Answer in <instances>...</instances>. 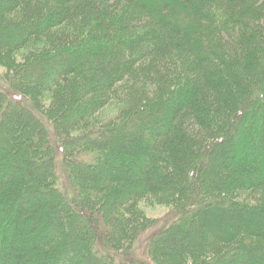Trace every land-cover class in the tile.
I'll return each mask as SVG.
<instances>
[{"label":"rangeland","instance_id":"1","mask_svg":"<svg viewBox=\"0 0 264 264\" xmlns=\"http://www.w3.org/2000/svg\"><path fill=\"white\" fill-rule=\"evenodd\" d=\"M254 1L262 9L256 11L252 7L251 10L242 5L243 0L237 1L238 24L228 20V11L234 10V7H228L227 10L214 8L210 19L205 18L204 24L199 26L198 19L190 15L191 7L187 6L189 17L180 18L179 26L189 34H193V31L203 33L206 50L214 43H221L230 53L245 32H250L247 38L252 41L253 54L263 67L260 69L262 79L264 0H251V4ZM2 2L0 0L1 189L2 179L9 178L6 189L0 195V214L2 218L8 216L11 228L0 224V235L10 236L13 231V235L16 234L13 226L18 217L16 214L30 202L21 222L24 232L17 263L47 264L51 255L56 261L63 256L61 260L65 262V254L68 255L74 249L78 252L72 257L71 264H223L222 259L228 253L235 254V259L240 258L236 264H249L247 255L241 256L251 249L261 256V260L254 264H264V235L258 237L259 232L264 233V99H259L261 89L256 97L252 91L248 101L241 107L239 102L242 99L239 101L238 98V104L233 101L230 107L233 113L228 119L210 110L207 119L214 125L212 137L222 136L225 141L222 140L209 153L208 168L200 167L195 179H190V170L197 169V165L191 163L186 171L187 180L174 175V178L165 181L173 182V195L178 187L188 189L176 198L178 205L184 207L186 201L193 198L192 208L184 209L183 218L181 216L178 219L177 214L173 216L175 205L167 204L166 201H134L136 198H131L127 204H122L118 198L121 199L127 192L138 193L154 184V173L159 174L163 169L159 164V169H154L152 175L145 172V168L149 170L156 152L154 141L149 135L156 134L165 120L163 115L162 119L159 118L161 110L152 109V103L146 104V101L155 99V104H165L166 100L149 97L145 101L134 93L131 101L126 102V97L131 93L127 88L134 80L130 77L126 85L119 84L121 86L116 91V99L90 113V108L104 99V94L96 92L91 84L89 87L85 85L83 91L81 84L91 76H98L100 70L81 74V70H68L58 85H51L53 74L47 73L46 69L52 64L46 61L45 55L55 56L59 53V59L65 55L71 56L78 63L91 59L95 65L102 63L106 67L107 62L99 60L104 59L101 52L89 44L91 29L97 25L92 22V26L88 20L78 23V30L71 27L73 33L70 35L68 30L66 34L62 29H53L45 39L34 35L29 39L17 40L15 33L35 19L33 14L39 12V15L46 11L40 2L36 6L27 4L20 11L17 10L12 21H5ZM48 2L52 1L45 0L46 5ZM248 9V16L241 17L240 11ZM133 12L137 13L136 10ZM119 15H122L120 11ZM94 21L97 23L98 20ZM107 27L106 24L96 30L102 34ZM32 29L33 32L37 31V26ZM83 30L86 31L82 35L85 36V43L76 45ZM187 42L201 52L197 46L200 42ZM68 47L75 50L67 54L62 52ZM168 70L176 68L168 66ZM141 82L143 75L139 74L137 84ZM227 82L232 87L233 83L228 78ZM249 83L251 89L260 86L254 79ZM178 87L166 86L156 90V94H160L159 98L173 93L177 95L180 91ZM2 91L7 92V95L22 93L24 102L11 104L6 94V97L1 95ZM226 95L229 98V93H222L223 98ZM253 96L255 100H252ZM249 106L250 110L246 111L245 108ZM238 109L242 111L240 117H236ZM166 111L167 108H164L163 112ZM146 116L149 118L144 122ZM110 130L113 131L107 136ZM60 145L63 151H58ZM156 155L163 159L160 154ZM141 166L144 167L142 172L138 171ZM244 182L250 183L251 187H243ZM55 192L66 196L71 208L63 199L60 203ZM60 205L62 212H58ZM74 208L88 216L77 215L72 210ZM122 211L126 213L124 216ZM173 221L174 228L171 231L157 233ZM50 233L57 240L50 246V251L38 257L34 253L36 239L40 240ZM138 234L142 236L137 241ZM117 236L122 237V251H115L120 249L116 247L120 244L113 239ZM150 239L158 242H155L156 247L149 246ZM177 241H180V247L175 246ZM218 248L220 253H217ZM128 251L130 254H127ZM189 252L191 255L178 260V257ZM104 254L110 259H98Z\"/></svg>","mask_w":264,"mask_h":264},{"label":"trees","instance_id":"2","mask_svg":"<svg viewBox=\"0 0 264 264\" xmlns=\"http://www.w3.org/2000/svg\"><path fill=\"white\" fill-rule=\"evenodd\" d=\"M51 1L52 2L47 3V6L45 0H3L2 8L3 11H5L3 18L5 21H12L15 17V13L17 10L20 11L22 6L27 4L36 6L39 2L41 3V6L46 12L39 15V12L33 14L36 20L33 19L26 27L15 33L17 40L29 39L34 37V35L38 38L45 39L53 29H62V32H66V34L68 30V35H70L73 33L72 29H70L71 27L78 30L80 27L77 24L85 23L88 20L91 25L92 22L97 25L95 28L91 29L92 33L90 34L91 40L89 44L95 46L97 51L101 52L104 59L101 58L99 60L106 61V67L102 63H100V65H95L91 59H86L85 62L81 60V62L78 63V60L75 58H73V60L71 56L68 57L65 55L64 58L59 59V53L55 56H48V54L45 55V58L47 59L46 61L51 62L50 64H52L46 69L48 70L47 73L53 74V80L50 82L51 85H58L59 81L66 75V71L68 70H71L70 72L81 70L80 74L84 71L93 72L95 70H100L98 76L92 77L89 75L91 77L84 80L81 84V89L83 91L85 85L89 87L91 84V87L96 92L104 94V99L93 104L90 108V113L98 111V109L104 107L107 102L110 103L112 99H116V91L121 86L119 84L126 85L130 77L134 78V80H132L129 84V88H127L130 89L129 92L131 93L129 95L131 97L128 95L125 99L126 102L131 101L134 93L139 96V99H144L145 101L149 97H158V100H166L167 103L165 104H159L158 102L155 104V99L153 101H150V99L146 101V104L152 103V109H160L161 113L159 114V118L163 115L165 120H163V124L160 126L161 129L156 131V134L153 135L150 133L149 135L154 141V147L156 148L155 153L160 154L163 159L161 160V158L154 153L152 163L150 167H148L149 170L147 171L145 168V172L152 175L154 169H159V164L163 169L159 174L154 173L156 176L154 184L140 190L138 193L127 192L124 197L121 199L118 198V200L122 204H127L131 198H136L134 201H149L151 199L157 200L158 202L166 201L167 204L175 205L173 206L175 209H172L175 213L173 216H176L177 214L178 219H181V216L183 218V215H185L184 209L187 210L189 207L192 208L191 205H193V198L188 199L184 204V207L178 205L179 203H176V198L181 197L188 189H180L178 187L177 192L173 195L171 191L173 182L165 181H167L168 178H174L175 176L181 178L183 176L184 178L182 179L187 180L186 171L191 163L197 165V169L194 168L193 170H190V173H188L190 179H195L194 177L199 173L200 167L208 168L210 162L208 157L209 153L212 152L216 145L223 142L222 140L225 141V139H222V136H220V138L212 137L214 125L207 119L210 110L217 111L218 114L225 115L226 118H229L233 113L230 108L231 104L233 101L238 104V98L239 101L242 99L239 102L241 103L239 107H241L243 103L248 101V98L253 93L252 91L255 92L254 96L256 97V95L259 94L258 91L261 89L259 99H264V75L261 79L262 70L260 69H263V67L257 62V59L253 54L252 41L247 38L250 32H245L242 40L235 41L236 45L234 47L236 49L233 47L232 53L227 51L221 43H214L206 50L203 42V33H199L198 31H193V34L187 33L183 27L179 26V19H185V16L189 17L186 7L190 6V15L198 19L197 23L201 26L202 23L204 24L205 18L208 17L210 19V15L212 16L211 12L214 8L227 10L228 7H234V10L231 8L232 11H228V17L231 20L227 17L228 20L234 24V22L238 21V0ZM240 1L242 2V0ZM250 1L251 0H243L244 4L242 2V5L251 10L253 9L252 7H254L256 11L262 9L256 5L255 1L253 4H251L253 1ZM249 4L251 7H249ZM133 10H136L137 13L135 14ZM119 11L122 15H119ZM139 12L143 13V15H139ZM248 13L249 9L240 11V16L247 17ZM169 16L172 18L169 19ZM94 20H98L97 23H95ZM238 23L240 22L235 24ZM106 24L108 27L102 34L97 32V27H102ZM35 26H37V31L33 32L32 28ZM86 31H81L76 45L85 43V36L82 35H84ZM59 35L62 36L60 33ZM193 36H199V38L195 39ZM187 40L200 42V45L197 46H199L198 48L201 52L196 51L193 47L188 45ZM98 41L100 42L99 45L97 44ZM238 47H240L239 51ZM73 50H75L73 47H68L62 52L67 54L73 52ZM171 50H173V57L171 56ZM203 51L205 52L203 53ZM219 51H223V53ZM241 54L243 57L238 58ZM168 66H174L176 70H168ZM139 74L143 75V82L138 85ZM181 75L182 77L179 81ZM98 77L99 79L97 80L96 78ZM227 78L233 83L232 87H229ZM252 79L257 80L260 83V86L258 85L255 89H251L249 82ZM176 85L179 86L178 89L180 90L177 95L176 93H173V95H164L159 98L160 94H156V90L159 91L166 86H173V88H176ZM2 92L1 95L3 94L4 97L7 96L8 101L11 102V104H21V102H24L22 93L12 92L7 95V92ZM222 93H229L230 100L227 98V95L223 98ZM254 96L252 97V100L253 98L255 100ZM118 98L120 99V97ZM164 108H167L166 113L163 112ZM245 110H250V106L245 108ZM241 115L242 111L239 110L236 117H240ZM148 118L149 116H146L144 122L147 121ZM235 119L236 118H234L233 121ZM156 121H158L157 117ZM112 131L113 130H110L108 134L105 133L103 135L105 136L107 134L108 136ZM123 134L124 133L120 136ZM58 151H63L61 145L59 146ZM104 157L106 158V156ZM143 169L144 167L141 166L138 171L142 172ZM8 178L9 176L2 179L0 195L8 185ZM243 187L248 189L251 185L250 183H245V186ZM169 190L170 193L168 192V194L167 191ZM55 194L60 198V203L63 199V201L67 202L71 208V203L69 200H66V196H63L58 192H55ZM3 198H7V196H3ZM11 198L12 195L10 199ZM213 203L216 205L215 201H213ZM29 204L30 202H27L23 209H20L16 214L18 217L13 225L16 234L13 235L14 231H11L12 233L10 236H4L3 234L0 235V264H18V254L21 250L19 249V246H22V233L24 232L21 222L22 218H25V212L30 207ZM72 210L77 212V215L79 216H88V214L80 213L82 211L80 209L74 208ZM188 210H190V208ZM58 212H62L61 205ZM125 214L126 213L122 211V215L124 216ZM1 216L2 215L0 214V224H6L8 225V228H11L9 221L7 220L8 216H6V214L3 215L6 216L4 218ZM174 221L167 228L157 233L161 234L167 233L169 230L171 231L174 228ZM142 234H138L137 241L141 240ZM258 235V237L262 238L261 236H263L264 233L259 232ZM55 237V235L50 233L48 236L41 237L40 240L36 239L37 243L34 248V253L40 257L45 251H50V246L53 245L55 240H57V237ZM113 239H116V243L120 244L116 246L120 249H116L115 251H122V237L117 236ZM155 242L156 240L150 239L149 246L156 247L158 242H156V244ZM101 243L107 245L103 241H101ZM224 244L225 243H222V245ZM175 246L180 247V241H177ZM105 248L107 249V247ZM129 251L127 254H130ZM77 252V250L73 249L68 252V255L65 254V262H63L64 259L61 260L63 256L59 257V260L56 261L51 255V259L48 258L49 261L47 264H71V259L77 254ZM217 253H220L219 248ZM90 254L92 255V252ZM244 254L247 255L246 257L249 264H254L261 258L259 254H256L251 249L242 253V256L240 255L241 258L244 257ZM189 255H191L190 252L185 255L183 254L178 257V260H183L185 256ZM234 256L235 254L232 255L228 253L227 256L225 254L222 263L236 264L240 258L235 259ZM104 257L110 259V256L106 254L101 255L98 259H103ZM129 262H131V260Z\"/></svg>","mask_w":264,"mask_h":264},{"label":"bare ground","instance_id":"3","mask_svg":"<svg viewBox=\"0 0 264 264\" xmlns=\"http://www.w3.org/2000/svg\"><path fill=\"white\" fill-rule=\"evenodd\" d=\"M2 230H3V228H2ZM249 263V262H248Z\"/></svg>","mask_w":264,"mask_h":264}]
</instances>
